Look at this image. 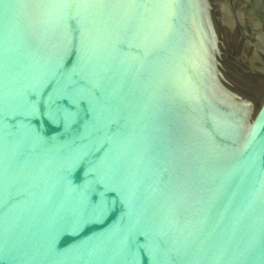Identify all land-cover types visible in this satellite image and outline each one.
Instances as JSON below:
<instances>
[{
	"label": "water",
	"instance_id": "95a60500",
	"mask_svg": "<svg viewBox=\"0 0 264 264\" xmlns=\"http://www.w3.org/2000/svg\"><path fill=\"white\" fill-rule=\"evenodd\" d=\"M0 264H264V0H0Z\"/></svg>",
	"mask_w": 264,
	"mask_h": 264
}]
</instances>
